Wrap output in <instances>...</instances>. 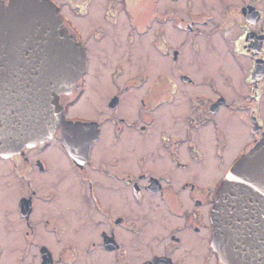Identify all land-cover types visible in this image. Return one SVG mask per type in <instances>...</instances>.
Segmentation results:
<instances>
[{
  "label": "flooded vegetation",
  "instance_id": "flooded-vegetation-1",
  "mask_svg": "<svg viewBox=\"0 0 264 264\" xmlns=\"http://www.w3.org/2000/svg\"><path fill=\"white\" fill-rule=\"evenodd\" d=\"M52 1L87 53L65 116L98 133L0 155V264H225L212 211L264 135V0ZM140 47L167 72L126 73Z\"/></svg>",
  "mask_w": 264,
  "mask_h": 264
},
{
  "label": "water",
  "instance_id": "water-1",
  "mask_svg": "<svg viewBox=\"0 0 264 264\" xmlns=\"http://www.w3.org/2000/svg\"><path fill=\"white\" fill-rule=\"evenodd\" d=\"M62 24L52 0L0 1V155L50 139L61 125L70 149L98 133L68 120L60 101L87 68L85 48ZM212 219L225 264H264V135L221 182Z\"/></svg>",
  "mask_w": 264,
  "mask_h": 264
},
{
  "label": "rangeland",
  "instance_id": "rangeland-1",
  "mask_svg": "<svg viewBox=\"0 0 264 264\" xmlns=\"http://www.w3.org/2000/svg\"><path fill=\"white\" fill-rule=\"evenodd\" d=\"M136 1V4L138 5V16H139V19H143L144 16L146 14H148V10H149V0H135ZM193 52L190 56V52L187 53V55H189L188 58H185L183 59V61L181 60L180 63H175V62H172L171 63V70L170 72L172 73H180V72H183L184 69L186 70H190V71H193L195 69H197L198 67V62H197V59L196 57H202V52ZM147 53H149V59L147 58ZM221 53V52H219ZM217 55V53H215ZM138 55L139 57L136 59L137 63H135L134 67L132 68V70L130 69H127L126 70V73H129V72H135V71H139V72H153V73H157V72H161V70H165V72H167V63L164 64V67L162 66V63H160V59L159 57L157 56H154L153 54L150 53V50L146 47L142 48L140 47L139 48V51H138ZM208 55V54H207ZM219 55V54H218ZM138 68V69H137ZM242 141V140H241ZM242 143V142H240ZM239 143V146L237 147V149L241 146V144ZM100 261V258L99 257H95L92 259V262L93 264H96Z\"/></svg>",
  "mask_w": 264,
  "mask_h": 264
}]
</instances>
